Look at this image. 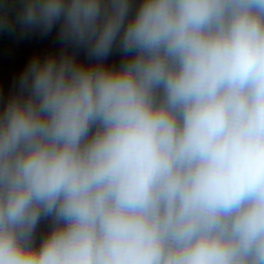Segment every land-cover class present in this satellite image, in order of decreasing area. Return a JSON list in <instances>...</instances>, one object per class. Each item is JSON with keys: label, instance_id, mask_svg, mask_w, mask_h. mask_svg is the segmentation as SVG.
<instances>
[{"label": "clouds", "instance_id": "obj_1", "mask_svg": "<svg viewBox=\"0 0 264 264\" xmlns=\"http://www.w3.org/2000/svg\"><path fill=\"white\" fill-rule=\"evenodd\" d=\"M8 36L52 41L0 88V264H264V0H0Z\"/></svg>", "mask_w": 264, "mask_h": 264}, {"label": "water", "instance_id": "obj_2", "mask_svg": "<svg viewBox=\"0 0 264 264\" xmlns=\"http://www.w3.org/2000/svg\"><path fill=\"white\" fill-rule=\"evenodd\" d=\"M51 37H10L0 47V88L4 92L11 86V82L17 73L19 66L24 62L27 55L34 49H44L50 45Z\"/></svg>", "mask_w": 264, "mask_h": 264}, {"label": "trees", "instance_id": "obj_3", "mask_svg": "<svg viewBox=\"0 0 264 264\" xmlns=\"http://www.w3.org/2000/svg\"><path fill=\"white\" fill-rule=\"evenodd\" d=\"M5 35H7V34H5ZM10 37H11V36H8L7 39H5L2 43H0V47H1V46H2L7 40H9Z\"/></svg>", "mask_w": 264, "mask_h": 264}]
</instances>
